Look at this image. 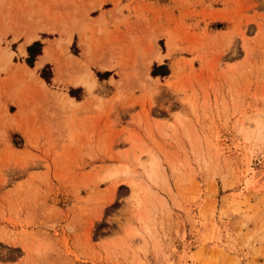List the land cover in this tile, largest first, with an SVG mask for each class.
<instances>
[{"label":"rangeland","instance_id":"374dc122","mask_svg":"<svg viewBox=\"0 0 264 264\" xmlns=\"http://www.w3.org/2000/svg\"><path fill=\"white\" fill-rule=\"evenodd\" d=\"M263 127L264 0H0V264H264Z\"/></svg>","mask_w":264,"mask_h":264},{"label":"bare ground","instance_id":"6f19581e","mask_svg":"<svg viewBox=\"0 0 264 264\" xmlns=\"http://www.w3.org/2000/svg\"><path fill=\"white\" fill-rule=\"evenodd\" d=\"M39 19V18H38ZM36 19H34V21L32 22V20H28V21H31L32 23H36L35 25H39V24H37L38 22L37 21H35ZM29 23V22H28ZM31 23V24H32ZM3 24V23H2ZM30 24V23H29ZM28 24V25H29ZM30 24V25H31ZM29 25V26H30ZM26 27H27V25H26ZM39 27H40V25H39ZM39 27H36V26H33V27H31V28H29V34L27 33V41H26V43H32L33 41H35L36 39H38V28ZM24 29H25V27H24ZM54 29V28H53ZM26 30V29H25ZM48 30V29H47ZM25 32V31H24ZM67 44V43H66ZM59 45L61 46V44L59 43ZM64 47V46H63ZM67 50V49H66ZM47 54V53H46ZM159 56H160V54H159ZM48 58H49V56L47 55H45V56H43L42 58H41V60H40V62H38L37 63V68H39V67H41L43 64H44V62L46 61V60H48ZM160 57H158L157 59H159ZM161 61V60H160ZM21 69V68H20ZM24 69H26L27 71H29L28 72V74H27V77H29L30 79H32L38 86L40 85V87H44L45 86V81L42 79V78H37L36 76L34 77V72H33V70H31L29 67H25ZM24 69H23V71H24ZM32 71V72H31ZM18 72H20V71H18ZM25 76V75H24ZM77 80V79H76ZM74 80V83L75 84H78L79 83V80ZM34 83V84H35ZM45 87H47V86H45ZM89 88H91V85H89ZM92 89V88H91ZM90 89V90H91ZM42 90V89H41ZM43 92V91H42ZM70 101H72V102H74V98H68ZM264 128V127H263ZM142 165H143V167L144 168H146L147 167V165L143 162L142 163ZM146 166V167H145ZM149 168H150V170H152V173H153V171L155 172L156 171V169L158 168V163H157V161L155 160V159H151V161L149 162ZM151 172V171H150ZM149 172V173H150ZM151 174V173H150ZM149 174V176H151ZM153 175V174H152ZM130 185H131V189H132V195H133V198L135 199V204H136V206L137 207H139L140 205H141V201H140V198H139V191L141 190V187L138 185V184H135V183H133V182H130ZM129 210V209H128Z\"/></svg>","mask_w":264,"mask_h":264},{"label":"crops","instance_id":"0c3cea01","mask_svg":"<svg viewBox=\"0 0 264 264\" xmlns=\"http://www.w3.org/2000/svg\"><path fill=\"white\" fill-rule=\"evenodd\" d=\"M26 46H27V47H26ZM26 46H25V49L27 50L28 46H31V45L28 44V45H26ZM41 47H43V46H41ZM39 54H40V53H38V54L35 56L36 58H35L34 62L36 61L37 56H38ZM41 55H43V54H40L39 57H40ZM42 57H43V56H42ZM37 60H38V59H37ZM40 60H41V59H40ZM40 60H39L38 62H40ZM36 62H37V61H36ZM38 62H37V63H38ZM37 63H36V65H37Z\"/></svg>","mask_w":264,"mask_h":264},{"label":"trees","instance_id":"16d2710c","mask_svg":"<svg viewBox=\"0 0 264 264\" xmlns=\"http://www.w3.org/2000/svg\"><path fill=\"white\" fill-rule=\"evenodd\" d=\"M30 49H31V46H29V48H28V51H30ZM39 52H37V54H38ZM40 54H41V52H40Z\"/></svg>","mask_w":264,"mask_h":264}]
</instances>
